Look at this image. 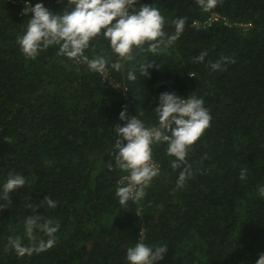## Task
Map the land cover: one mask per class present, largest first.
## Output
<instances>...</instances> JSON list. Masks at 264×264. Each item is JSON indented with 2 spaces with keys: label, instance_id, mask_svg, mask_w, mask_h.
<instances>
[{
  "label": "trees",
  "instance_id": "obj_1",
  "mask_svg": "<svg viewBox=\"0 0 264 264\" xmlns=\"http://www.w3.org/2000/svg\"><path fill=\"white\" fill-rule=\"evenodd\" d=\"M44 3L53 11L66 6V0ZM141 3L160 10L166 32H174L177 18H186V27L159 55L136 50L120 72L109 68L128 87L125 99L55 47L26 59L16 41L28 17L22 7L0 1V184L15 173L27 180L0 210V264H126L141 229L145 243L167 245L160 264H255L264 253V198L258 195L264 185V0H219L207 13L196 0ZM213 14L253 26L193 27ZM202 51L208 52L205 62L194 63ZM85 55L113 54L98 37ZM224 57L229 62L213 71L210 64ZM141 63L159 68L141 77ZM129 71L135 81L127 79ZM164 92L194 94L211 114L210 127L186 158L193 175L177 189L181 169L171 168L166 145H155L161 173L142 201L121 206L115 193L123 171L108 169L114 128L123 125L119 114L127 106L130 117L156 124V98ZM46 196L55 208L40 207ZM35 214L58 223L56 243L17 256L9 237H24V220ZM35 236L47 239L42 232Z\"/></svg>",
  "mask_w": 264,
  "mask_h": 264
},
{
  "label": "clouds",
  "instance_id": "obj_2",
  "mask_svg": "<svg viewBox=\"0 0 264 264\" xmlns=\"http://www.w3.org/2000/svg\"><path fill=\"white\" fill-rule=\"evenodd\" d=\"M196 3L207 13L217 7L219 0H196ZM22 15L28 19L16 42L26 59L34 60L40 53L55 47L58 55L76 63L84 62L91 72L97 74H104L109 68L120 72L124 63L132 60L136 50L159 55L177 42L186 27V18H177L172 21L174 32H166L165 17L160 10L151 3H141V0H66L61 11L49 9L44 0H24ZM98 37L107 42L112 58L96 56L89 59L85 55ZM207 56L208 52L202 51L193 57V62L203 63ZM228 62L224 57L211 63L210 67L213 71H220ZM154 68L159 66L141 63L137 71L141 77L149 78L150 70ZM127 79L135 81L137 75L129 71ZM156 100L158 105L153 111L156 124L147 125L139 115L130 117L125 106L119 114L123 125L114 128L115 144L110 153L114 165L110 162L108 169L126 173V183H118L115 193L121 206L142 201L145 189L160 174L159 166L153 161L155 145H166V153L172 158L171 168L181 169L176 188L184 187L193 175L186 158L210 127L212 117L202 98L194 94L182 98L175 92H164ZM240 179L246 180L245 172L240 173ZM26 184L24 175L9 174L0 184V210L5 208L12 193ZM258 195L264 198V185L258 187ZM45 206L55 208L56 202L46 196L40 204V207ZM27 207L33 208V204L28 203ZM58 231V223L35 214L24 220V237H9L8 244L20 257L39 254L55 245ZM36 232L44 233L47 239L37 240ZM144 232L145 229H141L139 240L127 249L126 264H160L164 260L167 245L145 243ZM24 238L30 242L29 245L24 244ZM255 264H264V253L259 255Z\"/></svg>",
  "mask_w": 264,
  "mask_h": 264
},
{
  "label": "built area",
  "instance_id": "obj_3",
  "mask_svg": "<svg viewBox=\"0 0 264 264\" xmlns=\"http://www.w3.org/2000/svg\"><path fill=\"white\" fill-rule=\"evenodd\" d=\"M0 1L6 2V3L10 4L11 6L24 8V0H0ZM219 23H221L224 26L229 27V28L239 27V28H243L244 30H249L253 26L252 23H248V22H246V23L245 22L233 23L228 18L222 17V16L217 15V14L211 15L209 18H207L204 21H195L193 23V26L197 29H208V28L214 26L215 24H219ZM89 59H91V58L89 57ZM73 63H75L77 65L80 64V65L87 66L86 63H84V62L76 63L75 61H73ZM99 76H101L102 79L104 80V82H106L109 86H111L115 91L122 93L123 96L125 97V99H128V92H129L128 87L117 82L113 78V75L111 74V72L109 70L104 74H99ZM153 161L159 166L160 173H161V165L157 161H155L154 158H153ZM125 175H126V173L123 172V175L120 177L118 183H121V182L126 183V181H124ZM118 183H117V186H118Z\"/></svg>",
  "mask_w": 264,
  "mask_h": 264
}]
</instances>
